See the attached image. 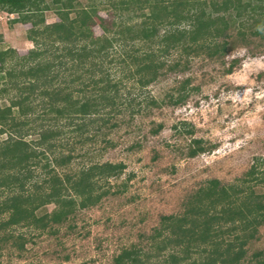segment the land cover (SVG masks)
I'll return each instance as SVG.
<instances>
[{
	"label": "trees",
	"instance_id": "trees-1",
	"mask_svg": "<svg viewBox=\"0 0 264 264\" xmlns=\"http://www.w3.org/2000/svg\"><path fill=\"white\" fill-rule=\"evenodd\" d=\"M107 4L127 14H137L136 17H142L140 12L144 9L146 15L136 25L110 23L112 31L99 17L95 5L82 7L75 0H0V11L15 15L12 23L30 26L26 39L34 46L26 56L15 57L18 70L9 69L11 81L5 85L16 93L8 98L6 106H0V134L7 135L0 142V187L10 193L0 201V214H7L0 223L2 227L34 225L42 230L49 224H58L73 213L76 205L83 208L98 200V196H92L96 180L121 173L123 165L105 162L82 167L74 174H59L55 167L68 164L71 155H54L61 146L56 140L63 126L80 143L90 128L98 130L108 121L110 112H120L116 108L120 81H111L104 66L112 61L107 50L113 44L124 48L136 40L158 43L155 50L141 52L139 56L126 54L121 60L131 61V70L125 72L129 79L135 78L137 85L145 87L165 66L157 58L169 51L179 50L186 56L202 53L211 59L223 57L235 40L264 37V0H114ZM47 10L55 12L57 22L44 24L42 12ZM71 13L73 16L69 17ZM94 25L100 29L101 37L93 36ZM46 42L49 47L55 45L54 49H47ZM47 51L54 55L52 59H47ZM11 53L0 49V73ZM176 67L174 63L168 70ZM84 74L87 77L83 78ZM123 78L124 75L120 79ZM76 83L80 87L72 91L70 86ZM87 88L89 92L85 94ZM184 98L185 95H178L172 103L180 104ZM36 100L34 107L32 102ZM147 104L156 106L153 100ZM123 105L133 114L130 102L120 104ZM59 120L66 123L61 127ZM37 121L39 124L32 127L37 130L36 139L25 141L28 134H21V130ZM159 128L152 130V134ZM192 144L187 157L205 151L200 140H193ZM37 167L42 171L39 180L32 184V191H27L24 184L33 179L32 170ZM248 184L264 187V169L251 165L231 184L206 180L184 199L179 215L160 217L159 227L151 236L155 240L163 235L160 245L155 247L156 253L144 255L134 248L122 250L112 263H146L166 250L161 263L264 264L258 252L243 263L246 245L264 224V195ZM48 204L54 205L49 213L34 215L35 210ZM192 255L196 257L192 259Z\"/></svg>",
	"mask_w": 264,
	"mask_h": 264
},
{
	"label": "rangeland",
	"instance_id": "rangeland-1",
	"mask_svg": "<svg viewBox=\"0 0 264 264\" xmlns=\"http://www.w3.org/2000/svg\"><path fill=\"white\" fill-rule=\"evenodd\" d=\"M108 1L114 0H75V3L82 7L95 5L99 17L112 31L110 23L136 25L145 18L144 9L140 12L142 17H136L137 14L110 8ZM42 16L44 24L58 21L53 10L42 12ZM72 16L71 13L69 17ZM14 18L15 15L0 11V49L13 51L0 73V89H6L5 84L11 81L9 69L18 70L15 57H24L34 48L26 39L30 26L12 23ZM92 34L102 36L97 25L93 26ZM46 44L47 49H54L55 45ZM157 44L136 40L124 48L113 44L107 50L112 61L104 65L105 69L111 81H120L116 100L120 112H110L108 121L98 130L90 128L79 143L77 137L67 133L65 121L58 123L63 132L56 140L61 146L54 155H71L68 164L55 167L59 174H74L82 167L105 162L123 165L121 173L96 180L92 196H98V200L83 208L76 205L73 213L58 224H49L42 230L34 225L0 226V264H113L112 259L120 251L131 248L153 255L163 236L151 239L160 217L179 215L184 199L206 180L231 184L251 165L264 169V37L235 40L223 57L211 59L202 53L186 56L179 50L169 51L157 58L165 65L157 78L140 87L127 74L132 68L131 61L121 60L126 54L139 56L141 52L155 50L159 48ZM50 52L46 53L47 59L54 56ZM174 63L177 67L168 70ZM123 75L125 78L120 79ZM70 87L73 91L80 86L76 83ZM74 92L73 96L80 95ZM88 92L89 88L85 94ZM15 93L8 88L0 92V106H6ZM178 95L185 98L175 105L172 102ZM150 100L156 106H149ZM37 102H32V106L36 107ZM126 102L132 105L133 114L120 106ZM37 124L39 121L28 123L21 130V134H28L25 141L36 139L37 130L32 127ZM157 126L160 128L152 134ZM6 136L0 134V142ZM193 140H200L205 151L189 158L186 152L193 147ZM32 171L33 179L24 184L27 191H32V184L42 172L38 167ZM248 185L264 195V187ZM9 194L8 189L0 187V201ZM53 208V204L39 207L34 215L39 217ZM6 217L7 214H0V223ZM167 252L164 250L158 258H149L141 264H169L161 263ZM257 252L264 260V224L246 245L243 263Z\"/></svg>",
	"mask_w": 264,
	"mask_h": 264
}]
</instances>
